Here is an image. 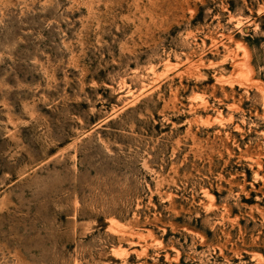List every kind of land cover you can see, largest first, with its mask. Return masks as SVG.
<instances>
[{"label": "rangeland", "instance_id": "obj_1", "mask_svg": "<svg viewBox=\"0 0 264 264\" xmlns=\"http://www.w3.org/2000/svg\"><path fill=\"white\" fill-rule=\"evenodd\" d=\"M0 264H264V0H0Z\"/></svg>", "mask_w": 264, "mask_h": 264}]
</instances>
